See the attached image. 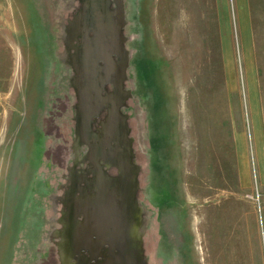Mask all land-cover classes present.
Segmentation results:
<instances>
[{
    "label": "rangeland",
    "instance_id": "obj_1",
    "mask_svg": "<svg viewBox=\"0 0 264 264\" xmlns=\"http://www.w3.org/2000/svg\"><path fill=\"white\" fill-rule=\"evenodd\" d=\"M87 3L0 0V264H264V0Z\"/></svg>",
    "mask_w": 264,
    "mask_h": 264
},
{
    "label": "crops",
    "instance_id": "obj_2",
    "mask_svg": "<svg viewBox=\"0 0 264 264\" xmlns=\"http://www.w3.org/2000/svg\"><path fill=\"white\" fill-rule=\"evenodd\" d=\"M255 114H256V112H255ZM255 116H256V119H258L257 114ZM256 124H257V127L255 128V132H254V139H255V145H256V148L258 150V156H259V164H260L259 169H260L261 175H263L264 174V148H263V146H264V136H263L262 128L259 127L257 121H256ZM243 142H244V136H241L240 137V149H241V155H240V157H242V155L245 154V146H244V143ZM121 150L119 152L120 155L124 159H126L127 162H129L128 161L127 154H124V152L121 151ZM88 157H89L90 162H94L95 163L94 160H91L90 159V150H89V156ZM244 158H245V156H244ZM244 164H245V161L243 160L242 163H241V169L240 170L242 171L244 178L245 179H248V174H247L248 173V167H247V164H246V168H245V165ZM106 166H110V165L106 164ZM242 166H243V168H242ZM132 179H133V174H132ZM103 180H104V183L109 182V180L107 179V176L106 175H104V179ZM119 183L120 182H118V189L120 191L122 188H120V184ZM123 225L121 224V226H123ZM84 232L83 233L80 232L79 234H74V233L72 234L71 233L72 234L71 236H70V234L68 235V237L70 238V246H71V247L70 246L69 247L71 249L75 250V247H73V239H74V237H77L81 242H83L85 244V246H86V249L88 247H92V246H88V245H92V242H91L92 239L89 236H87ZM123 233H125V232L123 231ZM123 233L122 234L120 233L118 235L120 237H122V238L123 237L127 238L128 236H124L125 234H123ZM120 237L115 238L114 241L121 242L122 238H120ZM117 247L119 248V246H117ZM89 251H91V250H89Z\"/></svg>",
    "mask_w": 264,
    "mask_h": 264
},
{
    "label": "bare ground",
    "instance_id": "obj_3",
    "mask_svg": "<svg viewBox=\"0 0 264 264\" xmlns=\"http://www.w3.org/2000/svg\"><path fill=\"white\" fill-rule=\"evenodd\" d=\"M100 1V4L98 3V4H95V0H87V5H88V7H92L93 9H94V7H95V10L94 11H96V14H95V16L97 17V12H98V10L100 11L102 8H104V6H105V0H99ZM94 3V4H93ZM106 7V6H105ZM104 11V10H103ZM93 12V11H92ZM105 12V11H104ZM99 13V12H98ZM107 19V17H105V16H101V15H99L98 17H97V21H99V22H101V23H103V25H102V28H100V30L103 32V30L104 29H107L106 28V26H107V23H106V20ZM107 32V31H106ZM86 51H88V56H89V59H88V62H87V71H88V73H93V68H94V64H95V60H96V57H98L99 56V54H97V53H99L98 52V47H88V48H86ZM90 53H91V55H90ZM96 54V55H95Z\"/></svg>",
    "mask_w": 264,
    "mask_h": 264
},
{
    "label": "flooded vegetation",
    "instance_id": "obj_4",
    "mask_svg": "<svg viewBox=\"0 0 264 264\" xmlns=\"http://www.w3.org/2000/svg\"><path fill=\"white\" fill-rule=\"evenodd\" d=\"M90 55H91V53H90ZM96 55V54H95ZM88 59H89V56H88V51H86V58H85V67H86V69H87V62H88Z\"/></svg>",
    "mask_w": 264,
    "mask_h": 264
},
{
    "label": "water",
    "instance_id": "obj_5",
    "mask_svg": "<svg viewBox=\"0 0 264 264\" xmlns=\"http://www.w3.org/2000/svg\"><path fill=\"white\" fill-rule=\"evenodd\" d=\"M107 144V143H106ZM105 145V144H104Z\"/></svg>",
    "mask_w": 264,
    "mask_h": 264
}]
</instances>
